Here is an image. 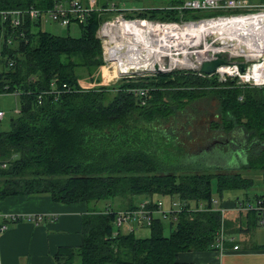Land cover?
<instances>
[{"label": "trees", "instance_id": "16d2710c", "mask_svg": "<svg viewBox=\"0 0 264 264\" xmlns=\"http://www.w3.org/2000/svg\"><path fill=\"white\" fill-rule=\"evenodd\" d=\"M58 1L0 0V8L47 9ZM112 1L97 0V5ZM215 14L182 12L170 5L127 13L156 20ZM106 16L93 10L83 23L78 22V36L44 30L40 18L26 19L18 28L9 19H0V94L17 91L20 103L18 115L9 120L10 128L0 129V200L45 193L62 203H87L81 216L82 243L77 248H58L56 257L63 264H178L177 254L184 250L217 249L218 229L232 226L227 214L222 219L212 199L224 204L225 199L238 197L264 198V191L248 193L254 175L260 176L264 187V86L219 81L192 69L99 85L104 57L96 32ZM11 58L14 63L9 65ZM54 77L59 88L67 83L70 89L49 92ZM87 82L94 86L84 87ZM139 87L147 89L146 96L136 91ZM202 101L214 105L205 116L206 135L195 138L191 130L177 135L169 122L180 117L198 120L195 109ZM188 109L195 112L189 118ZM208 139L222 140L210 148L214 151L239 149L245 162L237 167L193 162L191 169L175 171L158 159L155 145L191 156L204 151L205 145H200ZM239 190L244 195H225ZM168 196L203 201L208 209H183L177 220L155 217L148 236L116 227L119 209H134L142 198ZM115 197L123 198L120 208L99 206L100 200ZM260 213L236 212L237 219L255 221Z\"/></svg>", "mask_w": 264, "mask_h": 264}, {"label": "built area", "instance_id": "2783aa9c", "mask_svg": "<svg viewBox=\"0 0 264 264\" xmlns=\"http://www.w3.org/2000/svg\"><path fill=\"white\" fill-rule=\"evenodd\" d=\"M170 6L182 12L207 10L216 14L199 18L156 20L138 15L129 17L128 11L138 10L137 7H117L114 3L98 6L96 0H59L47 9L0 8V19H9L13 28L20 27L26 19L32 22L37 18H40L42 23L53 20L66 27L73 23H83L95 10L102 15L107 14L101 21L96 36L102 41L104 66L112 68L111 78L114 77L116 81L123 77L135 76L136 73L192 69L199 75L215 77L219 81L234 79L241 86H264V3H253L249 0H184L181 4ZM22 34L24 32L21 36ZM11 37L7 38L8 42ZM135 51L138 53L135 54ZM164 56L170 57L168 64L163 61ZM219 56L223 57L224 62H221L213 73L201 72L202 62ZM241 62L246 63L245 70L241 69ZM12 63L14 59L11 58L9 65ZM50 83L51 93L58 94L62 89H70L67 83L62 84V89L59 88L55 77ZM136 91L141 96L147 95L146 88L139 87ZM11 92L15 96L18 94L17 91ZM4 117L5 113L0 109V119ZM212 202L222 219L229 209L236 212L264 210V198L242 200L238 197L231 200L232 207L217 199H212ZM183 209L195 211L207 210L208 207L205 202L199 200L195 202L172 196L148 197L140 199L134 209L119 210L114 221L117 228L124 227L131 232L141 225L151 226L155 217L177 220V214ZM17 217L21 218L19 214L8 216L11 221H15ZM29 218L36 221L40 216L30 215ZM8 227V224L1 222L0 232ZM116 227L113 235L117 233ZM225 237L226 231L221 226L216 238L217 248L222 246ZM234 248L238 249L239 245Z\"/></svg>", "mask_w": 264, "mask_h": 264}, {"label": "crops", "instance_id": "0c3cea01", "mask_svg": "<svg viewBox=\"0 0 264 264\" xmlns=\"http://www.w3.org/2000/svg\"><path fill=\"white\" fill-rule=\"evenodd\" d=\"M146 1L140 6L161 7L181 4L184 0ZM249 1L264 3V0ZM186 127L181 124L176 130L185 133L188 131ZM208 140L200 148L206 146ZM220 144L216 143L213 149ZM224 203L229 207L233 205L227 199ZM87 209L86 202L62 203L45 193L14 194L1 199L0 224L4 222L9 227L0 232V264H63L56 257L58 248H77L82 243L81 216ZM11 214H19L22 220L11 221L8 218ZM226 214L233 223L227 228L222 246L212 250H184L177 254L178 264H264V210L257 221L245 216L237 219L236 211L231 209ZM30 215L40 216V219H28ZM235 245L239 248L235 249Z\"/></svg>", "mask_w": 264, "mask_h": 264}, {"label": "rangeland", "instance_id": "374dc122", "mask_svg": "<svg viewBox=\"0 0 264 264\" xmlns=\"http://www.w3.org/2000/svg\"><path fill=\"white\" fill-rule=\"evenodd\" d=\"M116 1L120 2L119 5H117L115 0L110 2V4L114 3L117 7H123V8H133V7L138 8V10L133 9L132 11H128L130 13H135V12L140 13L143 10L147 9V7H148L147 6L146 8H144V7L140 6V5L147 3L148 1H146V0H143V1L138 0V2L135 0H124V1L123 0H119V1L116 0ZM98 6H100V5H98ZM69 27H65V26L62 27V26L58 25L57 23H55L53 20H50V21L43 22L41 24L40 28L47 30V31H52L56 34H64V33L68 32L71 36H78L81 33V27L79 25L73 23ZM169 60H170V57L164 56L163 61L165 63L168 64ZM110 68L108 69L107 67H105L103 65L102 69H100V74H98L99 85H108V84H114L115 82H117L114 77L111 78L113 73L111 71L112 68L111 69ZM167 72H169V71H167ZM106 74L108 75L107 77H106ZM141 74L150 75V74H155V73H153V71H149V72H144ZM141 74L136 73V75L132 76V78L145 76V75H141ZM84 85H85L84 87L94 86L93 83L88 84V82L86 84L84 83ZM210 104L211 105L209 106L207 104V102L205 103V101H202V102H199L198 105H196L197 107L195 110L197 111V114L199 115L198 120H195L196 118L193 120L189 119L191 121L182 120V118L180 117V118L176 119L178 121H170V122L168 121V122L171 123L173 126H176L174 132L177 135H179L180 137L184 133L180 129L176 130V128H177V126H179L181 124H184V125L186 124L187 125L186 128L188 130H191L194 133L195 138L199 137V136L203 137L206 135L204 130L208 126V123H206L207 119H205L206 118L205 116L208 115L207 114L208 112L214 111L211 107L213 105V102H211ZM19 105H20L19 98H17V96H15L14 93L11 92V93L0 94V109L5 113V117L2 120L0 119V129L7 130L10 128L9 127V120H11L12 117H14V116L16 117L18 115V112H16V110H17ZM188 111L191 113V115L189 113L188 118L192 117L195 113L194 111H192L190 109H188ZM190 123H193V125L191 126ZM224 139L225 138L222 136V140H224ZM225 140L223 143H227V141H225ZM208 142H209V140H208ZM208 142H206L205 144L208 145ZM217 144H219V142ZM155 148L157 149L156 153L159 155L158 159L164 164V166L165 167H171V169L175 170V171H181V169H183V168L191 169L192 166L195 165L193 162L203 163L204 165L207 163L209 164V162H212L213 164H216V165L217 164H221V165L226 164L228 167H232V166L237 167L238 165H241L242 163L245 162L244 157L242 156V154H240L241 152L239 149L236 150V152L231 151L229 153H226V151H223V150L220 151L219 149H217L216 151H214L211 149L209 150L208 147H205L204 151L201 150L199 152V154L197 152L196 154L189 156L186 153L181 154V152H179L178 150H173V149H170L169 147L163 148V147H159V146L155 145ZM217 148H219V147H217ZM198 155H200V156H198ZM242 173L245 174V172H242ZM245 175H248V174H245ZM254 176H255V180H254L255 183L248 190V193L250 195L254 192L260 193V192L264 191V187H262L259 184L261 181L260 176H258V175H254ZM212 186L214 189V196L213 197H217L218 193H217V189L215 187V184H213ZM226 194L232 195V196L237 195V194H241V196H242V195H244V192L239 190L238 192L237 191L228 192V193L226 192L225 195ZM122 199L123 198H121V197H115V198H112L111 200H100L99 206L102 208H107L109 204H112L113 207L120 208L122 206V204H121L123 201ZM165 232L167 233L168 229H166ZM262 232L264 233V230ZM135 234H137V236L142 237L144 235L148 236L150 233H149L148 228L145 227V225H141V227H138L135 230Z\"/></svg>", "mask_w": 264, "mask_h": 264}, {"label": "water", "instance_id": "95a60500", "mask_svg": "<svg viewBox=\"0 0 264 264\" xmlns=\"http://www.w3.org/2000/svg\"><path fill=\"white\" fill-rule=\"evenodd\" d=\"M221 62L222 63L224 62L223 57H221V56H219V57H217L215 59H212V60H205L204 62L201 63L202 64L201 65V72L204 73V74L205 73L211 74V73H213L216 70V67ZM155 67L159 70L158 65H156ZM240 67H241L242 70H245L246 63L241 62L240 63Z\"/></svg>", "mask_w": 264, "mask_h": 264}, {"label": "flooded vegetation", "instance_id": "af4514ba", "mask_svg": "<svg viewBox=\"0 0 264 264\" xmlns=\"http://www.w3.org/2000/svg\"><path fill=\"white\" fill-rule=\"evenodd\" d=\"M219 142V144H220V142H221V140H219V139H212V140H209V142H208V145H206L205 147H214V145L216 144V143H218Z\"/></svg>", "mask_w": 264, "mask_h": 264}, {"label": "bare ground", "instance_id": "6f19581e", "mask_svg": "<svg viewBox=\"0 0 264 264\" xmlns=\"http://www.w3.org/2000/svg\"><path fill=\"white\" fill-rule=\"evenodd\" d=\"M110 49V48H109ZM151 49V48H150ZM138 52L137 51H135V54H137Z\"/></svg>", "mask_w": 264, "mask_h": 264}]
</instances>
